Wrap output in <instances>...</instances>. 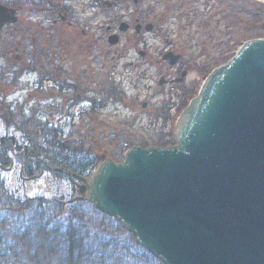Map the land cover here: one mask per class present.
Here are the masks:
<instances>
[{"label": "rangeland", "instance_id": "374dc122", "mask_svg": "<svg viewBox=\"0 0 264 264\" xmlns=\"http://www.w3.org/2000/svg\"><path fill=\"white\" fill-rule=\"evenodd\" d=\"M2 1L15 4L13 9L18 10L19 21L10 28L0 30V93L2 94L0 96V140L15 139L17 146L22 144L21 147L24 149L14 152L11 162L7 165L2 163L0 157V176L18 199L41 197L59 205L57 212L59 217L62 216L61 218H64L74 204L78 203L74 200L79 197V185L82 183L70 177L63 168H54L46 161L40 165L39 170L32 177L26 176L24 168L27 163V153L20 132L22 126L27 125L33 131L42 129L44 126L59 130L63 138L69 141V147L73 148L68 151V155L84 163L94 162L93 171L87 173L84 178H90L100 166L102 162L96 158L101 155H105V160L121 163L126 151L131 147L173 146L176 144V142L174 144V134L178 120L165 122L166 127L161 131L163 121L155 120L152 108L145 110L143 103L148 102L153 105L167 99L179 103L180 92L172 93L175 94L172 97L167 96L166 90L158 85L161 71L157 67L149 70L148 74L152 81H138L137 75L143 69H136L134 66L126 67L130 65V62L135 63L139 60L135 51L137 49L147 51L152 59H160L156 56L158 51L173 50L182 54L185 62L192 67L188 83L193 89L185 86H179V89L189 95L188 99L191 101L200 92L205 78L214 69L226 64L245 43L244 41L251 37L247 30H252L256 24L264 25V2L257 0H140L137 5L124 1H118L115 5L116 0H102V4L96 0H60L68 11L69 21L80 28H71L70 34L78 38L85 31L86 38L90 41L101 37L102 49L113 50L115 60L111 62L113 55L107 58L102 55L99 61H96V65L92 63L96 78L93 88H85L86 92H90L88 96L91 101L85 102L80 108H75L73 118L71 115L58 121L56 127L55 123L47 121L48 115L67 112L69 103L64 100L65 96L67 97L66 91L62 92L61 99L56 101L50 98L53 94L60 95L55 86L36 89L34 85L27 82L26 78L20 82L17 81L14 74L15 57L22 54L23 45L31 47L32 38L38 32L37 28H49L52 19L48 22L44 19L46 12L38 9L42 7L39 6V3H42L41 0ZM105 3L115 6L109 8ZM136 19L143 24L154 25L153 31H144V44L134 48L127 45L128 40L134 35L132 28L130 32L123 35V40L118 47H112L107 41L109 36L107 28L112 26V21L116 22L114 28L117 33L123 34L118 29L119 23L124 21L134 25ZM16 31L21 34L20 37L15 36ZM23 35H27L26 42L23 40ZM17 44L20 48H16ZM125 50L128 52H124ZM83 58L79 60V69L88 73L92 68L87 62L85 66L82 65ZM112 64L116 65L112 70L116 72V75L111 74ZM171 72L174 73L173 70ZM31 77L35 79L37 76ZM109 77L112 79L109 80ZM116 77L117 79L114 80ZM91 80L88 79L86 84L89 85ZM15 87L22 90H14ZM111 97L112 99H109ZM49 103L57 105L52 108L50 114H48V109L51 107ZM6 108H10L14 114L12 126H7L5 123L10 118ZM58 169L63 171H57ZM83 203L87 204L77 208L89 217V212L92 213V207L94 209L95 207L88 202ZM52 212L53 210L50 214ZM92 215L94 221L97 220L99 223L98 231H102L100 234L103 240L109 237L122 239V241L128 240L131 234L118 220L119 223L115 220L116 218L109 216L111 217L109 220L99 214ZM4 216V213L1 214L5 223L1 226L0 233L5 234L8 243L17 248L18 243L14 233L15 227H20V224L16 217L11 220L9 216L6 219ZM104 248L105 250L102 245H95L92 250L96 253L95 255H105L111 246L106 244ZM131 250H133L132 247ZM135 251L140 253L138 250ZM122 258L124 264H138L139 255L130 257L123 255Z\"/></svg>", "mask_w": 264, "mask_h": 264}, {"label": "water", "instance_id": "95a60500", "mask_svg": "<svg viewBox=\"0 0 264 264\" xmlns=\"http://www.w3.org/2000/svg\"><path fill=\"white\" fill-rule=\"evenodd\" d=\"M17 22L0 3V30ZM174 140L132 147L90 178L68 173L82 183L74 202L116 218L163 264H264V37L205 78Z\"/></svg>", "mask_w": 264, "mask_h": 264}, {"label": "trees", "instance_id": "16d2710c", "mask_svg": "<svg viewBox=\"0 0 264 264\" xmlns=\"http://www.w3.org/2000/svg\"><path fill=\"white\" fill-rule=\"evenodd\" d=\"M41 1L46 5L51 3V0ZM0 3L10 8L15 6L14 3L8 4L2 0ZM247 31L251 37L244 42L264 37V25L256 24L252 30ZM6 109L10 118L5 123L7 126H12L14 114L10 108ZM46 127L36 131L27 125L21 127L20 132L27 153V163L24 168L26 176L32 177L45 161L54 168H63L66 173L78 174L81 177L93 171L94 162L84 163L68 155V151L73 149L69 147V141L63 138L59 130ZM21 146L22 144L17 146L15 139L0 140L2 163L9 164L13 153L24 149ZM85 204L87 203H75L69 213L61 218L62 216L59 217L57 212L59 205L50 203L41 197L18 199L0 176V229L5 223L1 218L3 213L5 219L7 216L11 220L16 217L20 224V227H15L14 233L18 243L17 248L8 243L5 234L0 233V264H21V262L22 264H51L54 261L56 264H124L123 255L124 257L139 255L138 264H162L149 251L138 245L132 235H129L128 240L125 241L111 237L103 240L100 234L102 231H98L99 223L97 220L94 221L92 214H99L107 219L111 217L99 213L93 207L92 213L89 212V217H87L77 208ZM106 244L111 246L106 256L95 255L92 247L102 245L105 250Z\"/></svg>", "mask_w": 264, "mask_h": 264}, {"label": "flooded vegetation", "instance_id": "af4514ba", "mask_svg": "<svg viewBox=\"0 0 264 264\" xmlns=\"http://www.w3.org/2000/svg\"><path fill=\"white\" fill-rule=\"evenodd\" d=\"M96 1H98L99 4L103 3L102 0ZM118 1H124L127 3L133 2L134 5H137L140 2V0H116L115 5H117ZM36 4L38 5V3ZM39 6L42 7H38V9H42L44 12H46L44 19H46L48 22L52 19L51 25L49 28L44 27L45 29L37 28V34L33 33L34 37L32 38L31 47H28V45L25 44L23 45L24 48L21 51L22 54L15 57L16 64L14 74L17 81L20 82L22 79L26 78L27 82L34 85L36 89L53 88V86H55V88L58 89V93H60V95L53 94L50 95V98H54L56 101L60 100L62 96L61 93L66 91L67 97L65 96L64 100L68 101L69 103L67 112H60L57 115L50 114L52 108L57 107V105L49 103L51 107L48 109V114H50V116L48 115L47 121L49 123H55L57 127L58 121L71 116L74 113L75 108H80V106L85 104V102L91 101V98L88 96L90 92H86L85 88H93L92 86L94 85L96 78V73L92 67V63H95L96 65V61L98 62L102 55H105L106 58L109 57V55H113L111 62H114L115 54H112L113 50L102 49L101 37L90 41L86 38L87 34L85 31H83L82 36L78 38H75L74 34H70L71 28H80H78L77 24H73L69 21L68 11L66 10V7L62 1L51 0V3L48 5L42 1V3H39ZM53 6L55 7L53 8ZM62 10L64 12H62ZM122 23L127 24V30L123 34L117 33V30L114 28V25L116 24L115 21H112V26L107 28V32L109 33L107 41L110 45H112L109 42L110 37L113 35L118 37L117 43L112 45V47H118L123 40V35H126V33L130 32L132 28L134 29V35L128 40L127 45H130L131 48L137 47L140 44H144L145 42L144 31L150 32L146 27L151 25V31L154 29L153 24H143L139 19H136L134 25L121 21L119 23V31ZM7 28H10V26L5 27L4 29ZM15 36L20 37L21 34H18L16 31ZM22 37L25 42L28 40L27 35H23ZM40 39H42L41 42ZM16 48H20V46L17 44ZM124 52H128V50H125ZM135 54L138 56L139 60L135 63L130 62V65H126V67L134 66L136 69H143L137 75L138 81H152L150 75L148 74L149 70L152 67H157V69L161 71V74L158 78V85L160 88L166 90L167 96L172 97L175 95L172 93L177 91L180 92L179 103H175L169 99L164 100L161 103H154L153 105H150L148 102L143 103V108L145 110L150 107L152 108V115L155 120L163 121L164 125L162 126L161 130L163 131L166 127L165 122L178 120L183 111L188 107V103L191 102L188 99L189 95H187L183 90H180L179 86L191 88L192 85L188 83V79L192 67L190 64L185 62L182 54L176 53L173 50H167L165 52L158 51L156 56H159L160 59H152L149 53L142 49H137ZM170 54H172V58H169ZM119 55H121V53H119ZM153 56H155V54ZM81 57H84L82 65L85 66L87 62L90 68H92L88 73L85 70L82 71L79 69V60ZM115 67L116 65H111V74L113 75H116V72H112ZM172 70L174 71L173 74L171 72ZM31 76L37 77L35 79H31ZM88 79H92L89 82V85L86 84ZM111 79L112 77H109V80ZM116 79L117 77L114 78V80ZM13 89L17 91L22 90L19 87H15ZM1 95L2 94L0 93V96ZM109 99H112V97ZM71 118H73V115ZM96 159L103 162L105 161V155H101Z\"/></svg>", "mask_w": 264, "mask_h": 264}, {"label": "bare ground", "instance_id": "6f19581e", "mask_svg": "<svg viewBox=\"0 0 264 264\" xmlns=\"http://www.w3.org/2000/svg\"><path fill=\"white\" fill-rule=\"evenodd\" d=\"M257 1L264 2V0H257Z\"/></svg>", "mask_w": 264, "mask_h": 264}]
</instances>
